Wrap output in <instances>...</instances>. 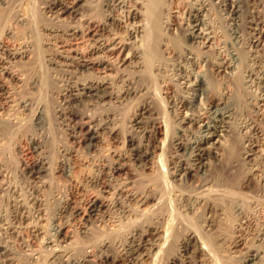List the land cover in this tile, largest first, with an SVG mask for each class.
Masks as SVG:
<instances>
[{"label": "bare ground", "instance_id": "1", "mask_svg": "<svg viewBox=\"0 0 264 264\" xmlns=\"http://www.w3.org/2000/svg\"><path fill=\"white\" fill-rule=\"evenodd\" d=\"M38 1L40 5L43 4V8L49 13L50 19L49 24L44 25L43 23L40 28L44 34L41 41V50L44 54L42 60L46 64L48 73L52 72L51 74L56 77L61 76V79L62 75L64 76V82L62 81V87L60 86L61 89L58 91L61 95V100L57 106L55 105L56 113H59V115L55 113L58 116L55 118L56 120L58 118L62 120L57 122L65 125L68 137L79 140L83 142L85 147L90 148L100 138L99 136L103 134L102 130H107L110 133H115L117 130L115 125L118 119L111 115L113 112H105L104 115H102L104 112H101V116H97L96 112L93 114L89 112L78 113L75 109L79 105L78 102L87 103L86 105L90 106L96 104L104 106L102 101L105 102L106 98H108L111 101V105L113 103L118 106V104L124 101L133 100L138 94L145 95L133 113H131L130 116L132 117L130 118L129 116L126 119L127 123L124 127L126 144L130 146L125 149L126 153L117 155L118 160H114L115 158H113L104 163L98 162L96 164L98 172L91 176V185L99 188L101 193H111L110 203L106 204L111 210L107 211L103 209L105 203H99L98 200L100 198L89 199L85 204L87 211L85 221L89 223L109 222L113 225V230H125L121 228H123V224L127 219L128 223L131 221L130 224L132 226L126 232L124 231L122 239H118L117 237V239H111L112 237L106 236L99 238L98 242H94V244H89L91 241H88V244H84L85 246L83 247L81 246V255L69 248H72L68 242L69 237L65 236L63 232L67 224L66 222L59 224L56 221L69 208L70 198L63 195L59 197L53 195L58 204L56 205L55 213L49 215V210L46 208L49 199L46 198L47 196H43L41 192L43 188L45 189V187L51 185V181L44 179L48 171H60L63 173L62 175H68L69 171H71L69 156L73 155L74 151L72 149L74 146L70 148L71 146H59L58 144L59 147L56 149H58V152L60 149V156L58 155L59 158L55 159V165L54 167L52 166L53 160L48 152L51 146L49 138L51 132L50 120L48 121L47 118L49 114L47 115L46 106L40 105V101H33V97L31 96L24 94L18 98L13 96L21 86L28 88L31 92L37 87V91L42 89L41 87L46 82V80L43 81V78L46 79V77L42 75L45 71L41 75H38L41 72L38 67L39 69L37 70L38 72L40 71L38 74L35 73V70L30 71V73L27 71L28 75L25 78L26 74L19 68V62L34 63L33 59L36 53H33V46L24 44L18 46V48H16L17 46L12 48L3 39L4 41L0 40V115L4 112L5 115L8 114L6 117L8 123L4 121V124L19 125L22 118L26 119V116L23 117L22 115L26 114V111L29 110L31 114L30 124L33 130L26 131L31 128L29 127L25 131H21V134H18L19 136H24L23 138L26 139L25 144L35 154V159L30 164H23V167H25L24 173L27 175L28 181L31 182L33 191L30 194L28 193L30 190L28 185L27 193L29 195L24 194L23 196L22 194H17V197L13 195L15 196V199L11 197L14 199V203H12L13 211L0 214V230L2 234H0V259L3 262L5 261L4 264H15L14 257L10 255L15 252H12L8 244V242L12 241L10 237L19 236L17 238L21 240L22 229L30 228V231H28L31 232L32 239L38 238V235H41L40 237L43 238V249L49 251L48 264H108L116 260H120L125 264H143V258L146 256H156L166 249L173 250V248L175 252L166 256V264H203L204 261L202 262L200 257L201 255L206 257L208 253L210 254V250L206 242L203 241V236L201 237L195 228L192 230L193 227H190L191 232L187 230L184 232L183 237L177 239L169 234L171 233L169 226L171 223L168 222L169 220H166L167 222L164 223L159 214L153 215L150 219L151 221L146 219V221L140 220L141 217L139 218L138 215L142 210L147 209L142 208L143 206L146 205L145 207H148L145 211L147 212L151 209L156 210L157 206L161 205L163 195L161 196L162 192L159 194L157 191L159 182L145 179L140 182L142 186L139 188L137 180L127 175V165L121 160L127 158L134 166V169H149L152 166H156L153 165L154 163L150 158L153 157L157 149L162 148L154 142L157 140L156 123L158 122V117L155 116L157 111L154 109L155 107H152L153 103L151 104V101H148V98H146L147 92H149L148 88L143 86L142 82L139 84L140 80L137 79L140 75L139 72H143V67H145V52L148 54L145 51L146 46L149 43L158 44V39L153 40L156 39L153 38V35L157 37L158 34L155 35L156 33L151 30L149 22L151 1L104 0L102 6L105 7L103 9L106 12L96 22L97 24L95 23V19L89 20L88 25L85 24L86 21L82 25H72L70 23L72 20H68V25L65 27L61 26L62 22H60L61 24L58 23L62 20V14L70 12L75 17L76 15H81L83 18L84 12L80 8L82 7L80 4L82 0ZM87 2L88 0H86ZM263 2L264 0H219L214 3V0H195V2H192L188 6V13L186 18H184L187 28L184 30L180 26L182 23L175 21V18L172 19L174 15L172 16L171 12L169 13L170 16H167L165 21L163 20L164 28L167 32L172 31L183 34V45L178 48L175 43L173 44L171 38H167V36L160 38L159 36V45L166 46V49L170 50V53L180 59L175 66L177 71L175 72V76H173L174 79L170 78L172 79L170 83L176 84L179 91H167V95L163 96L167 99L165 100L167 103L165 106H168L169 111L173 113L174 119L172 120H175L176 123L175 127H173L174 133L169 142V146L173 149V154L171 153V158L168 161L169 163L163 162L164 160L162 161L158 155L159 167L162 170L164 169V175L169 177L165 179V185L169 186V189L174 192H179L180 196L177 195L182 199V204L180 203L181 200L180 202L177 200L178 204L184 206L183 211L186 215L197 213V218L202 221L200 224L205 226L203 228L207 232H212L215 229L216 223H222L225 218L223 214L226 213L222 204L230 203L231 212L238 218L235 224H233L234 222L232 223V229L235 232L233 239L229 243L232 249L243 244L246 235L249 233L248 231H250L251 223L255 219L264 218V209L259 210L258 206L260 204L256 203V201L258 202L257 199H253L252 201L248 200L249 197L244 196L247 199L244 198L246 203H248V205H245V203L239 202L236 193L234 194L233 191L229 190L231 187L242 186L248 180L249 182H255L259 191H264V132H262V127L259 125L261 122L264 123V110L262 111L264 107V50L261 47L264 42V29H261L260 26L264 25V16L263 18L259 16V8L264 7ZM216 4L224 9L227 14L228 30L233 35V39H236L245 48V57L238 48L234 47L230 50V48H225L220 46V43H217L220 39V34L218 33L217 26L211 20V13L214 9L213 5ZM1 6L2 8L8 7L13 9V1L0 0ZM261 13L263 14V11ZM23 16L22 13L17 12L14 17L15 22L25 23L26 16ZM11 29L8 27L5 31L7 38L12 37L13 31ZM122 29L126 31L125 35H121ZM86 30L89 33L94 31L90 37L92 43L87 46L86 52H82V50L80 51L76 48H64L67 44H70L69 41L75 40L80 32L84 33ZM182 30L184 33L181 32ZM199 38H204L205 41L193 42V40L196 39L195 41H197ZM207 42H211L209 46L213 45L214 54H207L206 50L202 51V53H197L192 49V45L196 43H204L203 45L207 46L205 44ZM19 43L18 45H20ZM215 44L217 45L215 46ZM119 48L122 51V56H120L118 61H115L114 65L119 69L117 72L115 71L117 68L114 70L117 74L113 77L114 79H111L108 71L113 70L114 67L109 65L110 56L112 53L117 52ZM88 54L90 55L88 56ZM203 63L214 72L213 74L220 71L229 77H234L237 72H242V88H245L250 93L243 97L244 95L240 94V91H242L240 90L241 86H237L236 83L232 84L234 83L232 82V87L218 86L219 88L216 90L217 94L213 93L211 95V89L209 90L213 82L211 77L206 74L207 72L203 74L195 72V68ZM31 64L29 65L31 66ZM153 65L154 69L158 72L163 71L162 62L153 63ZM122 66L124 67L121 68ZM52 78L54 77H50L49 79ZM11 79L16 80V82L22 81L23 84H12L11 82V85H9L7 82ZM118 81L123 84L119 83L121 85V87L120 85L118 86L119 88L117 87ZM23 87H21V90ZM46 87L48 88L47 85ZM143 90L146 91L143 92ZM133 94L135 95L133 96ZM242 103L253 106L249 107L251 108L249 113H246L245 108H242ZM50 107L52 108V106ZM1 111L3 112L1 113ZM163 115L166 116V114ZM1 123L0 131L3 132L6 127L4 126L5 128L2 129ZM87 127L88 129H86ZM84 129L86 130L83 131ZM8 131L6 130L5 133ZM10 133L8 132V134ZM51 135L53 134L51 133ZM138 138L140 139V144H136ZM4 139L0 137V145H2L1 142L3 143ZM9 139L13 140L12 137ZM145 141H147L146 144L144 143ZM5 145L3 144L0 149L4 150L7 147ZM236 161L241 165H238L237 169L232 171L233 169L231 170V168L235 167L234 163ZM220 165H223V168L220 172L215 173V168L217 169ZM9 171L8 163L0 160V177H8ZM27 178L25 179L27 180ZM188 184L190 189L182 187ZM157 186L158 188H156ZM15 190L17 191V188ZM24 190L21 192L24 193ZM258 196L256 197L259 199L261 196L259 194ZM259 211L263 213L261 217H259ZM47 215L48 217H44ZM41 220H45L48 223L47 229H43L44 225L40 223ZM89 223L86 224L85 222L81 230L84 237L92 236V232H89ZM261 224V226L252 227V230H255L257 233H255L256 244H252L249 250L247 249V251L241 253L240 260L242 264H264V220ZM144 227L145 229H142ZM161 232H163V235H158ZM147 235H150L151 239H147ZM220 235L221 233L217 237L221 238ZM199 241L201 242V246L199 245ZM112 245L118 251L116 256L109 250ZM25 247L27 245L23 249ZM35 249L27 247L25 252L28 250L30 252L28 255H31L35 260L43 259L40 258L43 255ZM238 250L237 248V250L232 252H237Z\"/></svg>", "mask_w": 264, "mask_h": 264}, {"label": "rangeland", "instance_id": "2", "mask_svg": "<svg viewBox=\"0 0 264 264\" xmlns=\"http://www.w3.org/2000/svg\"><path fill=\"white\" fill-rule=\"evenodd\" d=\"M12 1H13V6H14V7L12 6L13 9L8 8V7L2 8V6L0 7V15H1L0 40L4 39L5 43L10 44V47H12V48L13 47L15 48L16 46H17L16 48H18V46H21L24 44L33 46V53H36V54H34L35 55L34 59H33L34 63L32 62V64H31L29 62H27V63L26 62L25 63L19 62V64H20L19 68L21 69L22 72H24V74H26L25 78L27 77L28 72L30 73V71H33V70H35L36 74H38L41 71L38 75H41V73L45 71L44 72L45 74L42 73V75L44 77H46V79L43 78V81L46 80V82H44V84H43L44 86L42 85L43 87H41L42 89H39V91H37L38 87L35 88L33 90V92H31L30 90H28V88L21 86V87H23V89L21 90V87H19L17 92L13 96L17 97V98L20 97L22 94H24L26 96H31V97H33V101L34 100H35V102L40 101V105H42L43 107L46 106L45 108L47 110V115L49 114L48 115L49 117L47 116V118H48V121L50 120L49 124H50V131H51L50 136H49L51 146H50V149L48 150V152H49V156L51 155L50 157L53 160L52 161L53 167H54L55 162H56L55 159H58L60 156V149L58 152V149H56V148L59 147L60 145L71 146L70 148H73V146H74V148L72 149L74 151V153H73V155L69 156V163L71 166V171H69L68 175L67 174L62 175L63 173L60 171L59 172H54L51 170H50V172L48 171V173H46V176L44 177V179H47V181H51V185H49V187L48 186L45 187V189L43 188L41 194L45 197L47 196L46 198L49 199L48 203L46 204V208L49 210V215L50 214L53 215V213H55V210H56L55 208H56V205L58 204L56 199L53 198V195L54 196L57 195V197L63 195L64 197L70 198L69 208L59 216V218L56 222L59 224L61 222H63V223L66 222L67 225L64 228L63 232H64L65 236L69 237L68 242L70 243L69 245L72 246L73 249L71 247H69V248L72 251H75V253L78 252V254L81 255L82 250L80 251V249H82L83 246L88 244V241H91V242H89V244H94V242H98L99 238L106 237V236L110 237V238L112 237L111 239H115L116 237L118 239L119 238L122 239L124 236L123 235L124 231L126 232L132 226L130 224L131 221L129 220L130 222L128 223L127 219L125 220L126 222L123 224L124 225L123 228H121V229H125V230H113L112 228H114V227L109 222L108 223L99 222L98 224H96L95 222L89 223L88 221H85L86 216H87L85 204L89 199H99L100 198L98 200L99 203H102V204L105 203V206H103V209H105L107 211L111 210V208L106 206V204L110 203L109 201H110V198L112 197L111 193L102 192L103 193L102 194L100 192L99 188L91 185L92 184V182L90 181L91 176H93L94 173L98 172V168L96 165L98 162L104 163V162L110 161L113 158H115L114 160H118L117 155H120V153H124V154L126 153L125 149L130 147L129 145L127 146V144H126V133L124 130L125 129L124 127L127 123L126 119H128V117L131 115V113H133L136 106L138 105V103L141 100H143L145 95L143 96V95L138 94L133 98V100L129 99V101H124L121 104H118V106H117V104H113V103L111 105V103H110L111 101H109L108 98H106L105 102L102 101V104L104 106H101L98 104L90 106V105H86L87 103L83 104L81 102H78L79 105L77 106V108H75L76 111H78V113H81V112H87L88 113L89 112L90 114L91 113L93 114L96 112L98 114L97 116H101V112H104V113H102V115H104L105 112H113V114L111 113V115L118 119V120H116L117 124L115 125L117 130L115 133H110L107 130H102L103 134H101L99 136L100 137V138H98L99 140L97 139L98 141L96 140L95 144L90 148L85 147L83 142H80L79 140H76L72 137H68L69 135L67 136V130H66L65 125L59 123L62 120L59 118L56 120V118H55V117H58L57 115H59V113H56L55 108L59 104V101L61 100L60 99L61 95L59 94L58 91L61 89L60 86L62 87V84L64 82L63 81L64 76L62 75V79H61V76H59V75H57L59 77H56L53 74H51L52 72L48 73L46 64L42 60V56L44 54H43V51L41 50V45H42L41 41H42V38L44 37V34L42 33L43 31L40 30V28L42 27L41 24H43V23H44V25L49 24L48 23L50 20L49 16H48L49 13L47 12V10H45L43 8V4L40 5L38 0H12ZM103 1L104 0H88V2L86 3V0H82L80 2L82 7H80V8L84 12V16L86 15L85 17L83 16V18H82L81 15H76V17H75V15L73 16V14H71L70 12H67V13L62 14V20H60L58 23L62 22V24L60 23L62 27H65L66 25H68L67 22H69L71 20H72V22H70V23L72 25H74V24L82 25V23H84V21H86L85 24L88 25V21L92 20V19H95L96 20L95 23H96V22H98V20H100L102 18V16L106 12L103 9L105 7L102 6ZM150 1H151L150 2V8H151L150 10L151 11L149 12V16H150L149 22L151 25V30L156 33V34L154 33L155 35L158 34L157 37L153 35V38H156V39H153V38L152 39L153 40L158 39V44L156 45L154 43L153 44L149 43V45L146 46L145 51H147L148 54L145 52L146 56L144 55L145 56V59H144L145 67H143V72H139L140 75L137 77V79L140 80L138 82L139 84L142 82L141 84H143V86L148 88L149 92H147L148 94H147L146 98H148V101H151V104L153 103L152 107H155L154 109L157 111L155 114V116L158 117V119H157L158 122L156 123L157 140L154 142H156L155 144H158L159 147L161 146L162 150L157 149L155 151V153L153 154V157L150 158V160L154 163L153 165H156V166H152L149 169H134L133 168L134 166L128 161L127 158H123L121 160L127 165V169H126L128 171L127 175H129L131 178L137 180V183H138L137 185L139 188H141V186H142V184L140 182L144 181L145 179H147V180L151 179L152 181H156V182L158 181L159 183L158 182L157 183L159 184V188H158V186L156 188H158L157 191L159 194L162 192V194H160V195L161 196L163 195V197H162L163 200L160 203L161 205H158L159 208L157 206L156 210L151 209L150 211L148 210L147 212H145L148 209V207H145L146 205L143 206L142 208H147V209L142 210L141 211L142 213L140 212V214H142V215L140 216V214H139L138 217L139 218L141 217L140 220L151 221L150 219L153 215L159 214L164 223L169 220L168 222L171 223L169 225L171 233H169V234H171L173 238H177V239L180 237H183L185 234L184 232H186L187 230L189 232H191V229H189L190 227L191 228L193 227L192 230H194V228H195L196 231H198L199 235L201 237L203 236L202 237L203 241L206 242L207 247H209V250H210V254L208 253V255H206V257L204 255H201V257H200L201 261L202 262L204 261L205 264H242V262L240 260L241 255H242L241 253H243L244 251H247V249L249 250L251 248L252 244L253 245L256 244V241H255L256 240L255 239V237H256L255 233L256 232H255V230H252V227L255 228L256 226L257 227L261 226L262 225L261 223H263L264 218H257V220L255 219L251 223L250 231H248L249 232L248 234L246 233L247 235H246L245 241L242 240L243 244L237 247L239 249L237 252H232L234 250H237V248H235V247L232 249V247L229 246V243H230V240H232L234 235H235V232L233 231L232 227H233V224H235V222L238 220V218H237V216L235 217L233 212H231V208H230L231 204L230 203L222 204V206L224 207V211L226 212V213L223 212L224 213L223 215H225L224 217L226 218V220L224 218L222 223H219V224L216 223L215 229L212 232L211 231L207 232L203 228L205 226L200 224V223H202V221L199 220V218H197V216H196L197 213L196 214L193 213V215H186L185 214V212L183 211L184 206L181 205L182 199L180 197H178L179 192H177V191L174 192L173 190L169 189V186L165 185L166 184L165 179H167L169 177H167V175H164V172H163L164 169L162 170V168L159 167L160 164L158 163V158L161 157V160L162 161L164 160L163 162L166 161L165 163H167L169 161V159L171 158V155L173 154V149H171V147L169 146V142H170L172 134L174 133L173 127H175L176 123H175V120H172V119H174L173 113H171L169 111L168 106L167 107L165 106V104H167L165 100H167V99H166V97L164 98L163 96L167 95V91H172V92L173 91L174 92L179 91L176 84L170 83V81L172 80L170 78H173V76H175V72L177 71L175 66L177 65L176 63L180 59L177 58L176 56H174L172 53H170V50H167L166 46H164L162 44L159 45V41H160L159 36H160V38L162 36H167V38H171L173 44L175 43L176 47H178V48H179V46L181 47V45H183V42H184L183 34H179L180 32H172V31L167 32V30L164 28L163 20L165 21L167 19V16L168 17L170 16L169 13L171 12L172 16L174 15L172 19L175 18V21L182 23L180 26L184 30L185 28H187V24L185 23L186 20L184 18H186V16H187L188 8H189L188 6L192 2H195V0H150ZM217 1H219V0H214V3ZM243 1H245V0H243ZM18 3H19V6H18ZM15 6H17V7H15ZM213 6H214V9L212 10V13H211V20H212V23L214 22L213 24L215 26H217L218 33L220 34V37H219L220 39L218 38L219 41H217V43L218 44L220 43V46H223L225 48H228V49L230 48V50H231V48L233 49L234 47L236 49L238 48V50H240L242 52V55L245 57V54H246V52H244L245 48H243L242 44L239 43L238 41H236V39H233V37H232L233 35H231L229 30H228L229 29L228 23H227L228 20L226 19L227 14L225 13L224 9H222L220 6H217V4L213 5ZM227 9H228V7H227ZM259 9L261 11H263V14H262L261 11L259 10V16L260 17L262 16L261 18H263L264 7H260ZM17 12L22 13V15H24L23 17L26 16L25 17L26 18L25 23H19L18 22L19 23L18 24L15 22L14 17L17 14ZM29 14H31V15H29ZM80 18H82V19H80ZM55 21H56V19H55ZM22 24L23 25L25 24V25L23 26ZM260 26H261V29H264L263 24ZM8 27L12 28L11 30L13 31L12 37H8L9 39L5 35V31ZM183 30L181 31L182 33H184ZM93 33H94V31L89 33L88 30H86V32H84V33L80 32L78 34V36L75 38V40L69 41L70 44H67L64 48L65 49H75L76 48L77 50H80V51L82 50V52L83 51L86 52L88 49L87 46H89L90 43H92V40L90 37L92 36ZM120 33H121V35H123V34L125 35L126 31H123V29H122V32H120ZM195 40H193V42L205 41L204 38H202V39L199 38V39H197V41H195ZM166 41L168 42V40H166ZM19 42H21V43H19ZM231 42H233V43H231ZM18 43L20 45H18ZM28 43H30V44H28ZM210 43L211 42L205 43V44H207V46H204L203 45L204 43L203 44L196 43V44L192 45L193 46L192 49H194V51L197 53H202V51L206 50L207 54H209V53L214 54L215 50L213 48V45L209 46ZM239 44H240V47H242V48L239 47ZM216 45L217 44H215V46ZM261 47H263V50H264V42L262 43ZM31 49H32V47H31ZM203 53H205V52H203ZM38 55H39V57H38ZM89 55L90 54H88V56ZM120 56H122V51H120V48L118 49L117 52L112 53L110 56L111 58H110V64L109 65H111V67H114V69L109 70V71L107 70V71L110 74L111 79L117 74L116 72L119 69L114 65L116 63L115 61H118ZM38 60H40V61L38 62ZM160 61L163 63L164 68L162 69L163 71L158 72L157 70L154 69L153 63H161ZM243 61H244V59H243ZM28 63L31 64V66ZM244 64H245V62H244ZM34 65L36 66L35 67L36 69L34 68ZM123 67L124 66H122L121 68H123ZM116 68H117V70H115ZM127 68H125V69H127ZM37 69H39L40 71L38 72ZM131 69H134V68H131ZM141 71H142V68H141ZM195 72L200 73V74L207 72L206 74L209 77H211V79L213 81L210 88H209V90L211 89L210 91L212 92L211 95L213 93L217 94L216 90H218V88L221 87L222 85L232 87V84H235V83L237 84V86L238 85L241 86L240 90H242V91L244 90L243 92L240 91V94L244 95V96L242 95L243 97L247 96L246 94L250 93V92H248V90H245V88H242L243 87V85H242L243 76L241 75L242 72H237L234 77L233 76L229 77L224 72H220V71L219 72L217 71L216 74H213L214 72L211 71V69H209V67L205 66L204 63L201 64L200 66L196 67ZM102 74H104V73H102ZM79 76H82V75H79ZM48 77L49 78L54 77V78L49 79ZM57 79L58 80L60 79V80L58 81ZM79 79H80V77H79ZM81 79H82V77H81ZM48 80H50V81H48ZM74 80H76V79H74ZM6 82H7V80H6ZM11 82H12V84H14V83L15 84L16 83L23 84L22 81L16 82V80H13V79H11L10 81L8 80L7 83L9 85H11ZM232 82H234V83H232ZM119 83H120V81L117 82V87L120 84L123 85L122 82L120 84ZM24 84H26V83H24ZM46 85L48 86V88L46 87ZM121 85H120V87H121ZM53 89H54V91H53ZM35 90H36V92H35ZM145 91L146 90H143V92H145ZM40 92H42V93H40ZM50 92H52V93H50ZM56 93H57V97H56ZM134 95L135 94H133V96ZM250 95H252V94H250ZM242 104L244 105V106L241 105L242 108L243 109L245 108L246 113H249L251 111V108H249V107H251L252 105L245 104V103H242ZM48 106L49 107L52 106V108L51 107L49 108ZM163 108H164V110H163ZM263 108H262V111L264 110ZM49 110H50V112H49ZM86 110H88V111H86ZM91 110H92V112H91ZM2 112L3 111H1V113ZM4 113L0 115L1 116L0 123L2 121L1 127H3L2 129H4L6 127L5 131L6 130L8 131L10 129L8 131L9 133L10 132H12V133L15 132V133L8 134V132L5 133V131H3V132L0 131L1 132L0 137L5 138L3 140L4 142L3 143L1 142L2 145H0V147L2 148L3 144L4 145L6 144L5 146H7L5 148L3 147L4 150L0 149L1 150L0 151V160H3L6 163H8L9 170H10L8 172V177H6V178L0 177V214H6V213L13 211V204L12 203H14L13 200L15 199L14 198L15 196H13V195H16V197H17L19 194H22L24 196V194L29 195L30 192L33 191L31 182L28 181L29 179L27 178V175L24 173L25 167H23V166L25 165V163L30 164L35 159V154L32 153L30 148H27V145L25 144L26 139L23 138L24 136L21 135L22 136L21 137L18 134V133L21 134V131H25V129L31 127V124H30L31 114L29 113V110L26 111V114L22 115L23 117L26 116L25 120H24V118H22L21 119L22 121H20V123L21 122H23V123H21V124L19 123L20 126L22 125L21 126L22 128L24 127L23 128L24 130L18 124H12L11 125L9 123L8 125H6L8 123V121L6 120V117L8 116V114L5 115ZM162 113L166 114V116L163 115ZM263 113H264V111H263ZM131 117L132 116H130V118ZM4 121H6L7 123L4 124ZM51 121H52V123H50ZM57 121H59V122H57ZM173 123H175V124L173 125ZM28 124H30V125H28ZM51 124H52V126H51ZM259 125H260V127L263 128V129L261 128L262 132H264L263 131L264 130V123L261 122V124H259ZM61 126H63L64 128ZM19 127H20V131H19ZM31 129L33 130V128L31 127L29 129H27L26 131L31 130ZM86 129H88V127ZM86 129H84L83 131H85ZM64 130H65V132H64ZM16 131H17V133H16ZM51 133L53 135H51ZM14 134H16V135H14ZM9 135H11V136L9 137ZM11 137L13 139L12 141H11V139H9ZM18 137H20V138L18 139ZM68 138L70 139V141ZM23 139L25 140V142ZM13 141H14V143H12ZM139 141H140V139L138 138L136 140V144H140ZM146 142L147 141H145L144 143L146 144ZM163 143H164V146H163ZM58 144H59V146H58ZM158 155H159V157H158ZM237 162L238 161H236L234 163L235 167L231 168V170L233 169L232 171L237 169L236 167H238V165L239 166L241 165L239 162L237 164ZM235 164H237V165H235ZM222 168H223V165L222 166L220 165V167H218L217 169L215 168V170H214L215 173L220 172V170ZM94 170H96V171L94 172ZM25 178H27V180ZM247 181L244 182V184L242 186H239V187L236 186L235 188L231 187L232 189L229 186L230 189L228 187H227V189L233 191L234 194L236 193V196L239 199V202L245 203V205H248V203H246V200H247L245 198L246 196H247V198L249 197L248 200L253 201V199H257L258 202L256 200L255 201H256V203L260 204V206H258L259 210H263L264 209V191L263 192L259 191L257 188L258 186L255 185L256 184L255 182H249V181L247 182ZM6 182H7V184H6ZM15 184H17L16 185L17 187L15 186ZM8 185H10V186L8 187ZM28 185H29V187H28ZM22 186L25 188V190ZM185 186H182V187L190 189V187H188L189 184L185 185ZM27 187L30 189L29 192L27 191L28 190ZM160 187H161V189H160ZM16 188H17V191L15 190ZM23 190H24V193L21 192ZM12 191H14V192H12ZM16 192H18V193H16ZM19 192H21V193H19ZM258 194L261 196L259 199L257 198V197H259ZM100 195H101V197H100ZM176 195H177V197H176ZM242 196H243V198H242ZM11 197H13L14 199ZM177 200H179V202L181 200L180 205L178 204L179 202ZM260 200H262L263 202ZM243 201H245V202H243ZM143 211H144V213H143ZM261 212L259 211V213H260L259 217H261L263 214ZM233 216H234V218H233ZM44 217H48V215L44 216ZM195 218H197V219H195ZM261 219H262V221H261ZM85 222H86V224L87 223L90 224L88 226L90 227L89 232L90 233L92 232L91 233L92 236L90 235L92 238L86 237V236L84 237V235H82L83 233H81V230H82L83 226L85 225ZM40 223L44 225L43 229L44 228L47 229L48 223H46L45 220L44 221L41 220ZM141 227H143V226H141ZM29 229L30 228H23L22 229V234H21L22 238H23V240L21 238L22 241L17 238L19 236H17V237L11 236L10 237V239L13 242L10 241V242H8V244L10 245L12 252L15 251L14 253L10 254L11 257H14L15 264H48L47 260H48V256H49V254H48L49 251L43 249V241H44L43 238L40 237L41 235H38L39 239L38 238L32 239L31 232H29L30 231ZM142 229H145V227ZM111 232H113V233H111ZM220 233H221V235H220L221 238L219 236L217 237V235ZM0 234H1V230H0ZM160 234L163 235V232L158 233V235H160ZM115 235H117V236H115ZM231 235H233V236H231ZM24 238H25V241H24ZM146 238L151 239V236L147 235ZM218 238H220V239H218ZM26 239H27V241H26ZM25 242H26L27 247L28 248L30 247V249H35V247H36L35 250H37V252L39 251L43 255V256L41 255L42 257H40L43 259L35 260L31 257V255H28L30 252L28 250H26V252H25V249L27 247H25L23 249V247L26 246ZM199 245L201 246L200 241H199ZM109 250L115 256L118 254L117 249H115V247L113 245L110 247ZM166 250H164V252H162V253L160 252L156 256H153V255L151 257L146 256L145 258H143L142 263L143 264H166V262H165L166 256L168 254L174 253L175 249L174 248H173V250L169 249V250H167L168 252ZM202 252L205 253V251H203V250H202ZM45 257H47L46 260H45ZM204 262H203V264H204ZM4 263H5V261L3 262V260L0 259V264H4ZM108 264H125V263H123L120 260H116L114 262L111 261Z\"/></svg>", "mask_w": 264, "mask_h": 264}]
</instances>
